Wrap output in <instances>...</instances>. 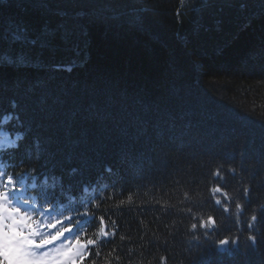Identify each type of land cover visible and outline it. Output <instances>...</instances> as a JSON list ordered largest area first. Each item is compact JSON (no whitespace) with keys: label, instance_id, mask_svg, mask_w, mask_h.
<instances>
[{"label":"trees","instance_id":"trees-1","mask_svg":"<svg viewBox=\"0 0 264 264\" xmlns=\"http://www.w3.org/2000/svg\"><path fill=\"white\" fill-rule=\"evenodd\" d=\"M20 53L0 65V114L32 133L10 171L145 174L103 208L121 237L98 264H264V0H0V56Z\"/></svg>","mask_w":264,"mask_h":264},{"label":"snow or ice","instance_id":"snow-or-ice-1","mask_svg":"<svg viewBox=\"0 0 264 264\" xmlns=\"http://www.w3.org/2000/svg\"><path fill=\"white\" fill-rule=\"evenodd\" d=\"M196 11L198 12L199 9ZM250 23L251 21H249ZM14 39L23 42L25 37L18 34ZM60 39L67 43L68 36H61ZM55 41L56 37L53 36L51 40L42 43L41 47L54 51L57 48ZM29 43L34 45L36 41L32 40ZM74 50L79 55L78 48ZM89 58L86 56L84 62ZM30 64H32V60L26 53L16 56H0V65L26 67ZM55 67L57 70L63 69L62 65ZM164 134V128L156 130V135L163 136ZM215 175L219 176V169ZM18 179L19 182H23L24 177L20 176ZM17 183L18 181L13 178V175H7L4 179V173L0 172V264H6V262L7 264H84L86 259L93 256V249L98 245L96 239H82L81 237L86 236V233H78L72 238L68 236L73 231V223L80 225L82 218L90 215L87 208L83 212L77 209L76 218L73 216H66L62 219L49 218L46 213L51 211L50 204L41 210L39 205H33L30 200H25L23 201L25 208H22L10 199V193L18 190ZM19 191L23 194L24 189ZM215 191H221L219 185ZM248 193L249 189L244 188L243 195L247 196ZM235 208L240 211L243 209V205L236 203ZM225 211H228L227 207H225ZM17 217H24L27 224L21 223ZM251 219L255 221L257 217L253 215ZM99 220L104 225L103 216ZM65 221H67V226H65ZM209 221L215 226L214 217H209ZM201 227H205V222L201 221ZM195 228L196 225L193 224L192 229ZM249 228H251V224H249ZM100 231L105 240L110 235H114V232L110 233L104 227ZM249 239L253 242L256 241L255 236H251ZM228 243L227 238L219 241L221 246ZM95 255L99 256L100 253L96 252ZM92 264H95V260L92 261Z\"/></svg>","mask_w":264,"mask_h":264},{"label":"rangeland","instance_id":"rangeland-1","mask_svg":"<svg viewBox=\"0 0 264 264\" xmlns=\"http://www.w3.org/2000/svg\"><path fill=\"white\" fill-rule=\"evenodd\" d=\"M21 85V84H20ZM23 86H25V85H23ZM25 88H27L28 89V86H26ZM31 88H33V87H31ZM29 101H27L26 103H28ZM91 104V103H90ZM91 105H94V104H91ZM91 105H89V106H91ZM204 113V112H203ZM81 116H83L82 114H80ZM179 117H181L182 119H185V120H187V122L190 120L189 119V114H179L178 115ZM191 121H189V123H190ZM209 128H211V127H204V128H201L202 130H210ZM212 130V129H211ZM259 137V138H258ZM255 140H257V141H261L262 140V134L260 133V134H256L255 135ZM253 150V149H252Z\"/></svg>","mask_w":264,"mask_h":264},{"label":"clouds","instance_id":"clouds-1","mask_svg":"<svg viewBox=\"0 0 264 264\" xmlns=\"http://www.w3.org/2000/svg\"><path fill=\"white\" fill-rule=\"evenodd\" d=\"M17 219H18L21 223H23V224H27V221L24 219V217H17ZM6 264H7V262H6Z\"/></svg>","mask_w":264,"mask_h":264}]
</instances>
